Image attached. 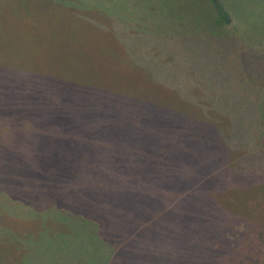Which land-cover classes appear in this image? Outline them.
Segmentation results:
<instances>
[{"label": "trees", "instance_id": "trees-1", "mask_svg": "<svg viewBox=\"0 0 264 264\" xmlns=\"http://www.w3.org/2000/svg\"><path fill=\"white\" fill-rule=\"evenodd\" d=\"M71 1L81 5L80 8L91 9L107 17L112 36L120 42L118 51L124 54L123 61L134 70L145 72L154 83L171 91L180 104L186 103L181 105H187L195 112L188 114L171 105L137 102L134 99L136 95L127 93V96L123 87L81 82L75 78H61L65 81L62 85L65 90L54 93L47 90L46 94L37 97L31 109L29 101H25L23 96L12 97L7 89L4 90L6 79L2 77L0 120L6 118L13 121L9 123V130L0 131V141L5 144L4 148L0 142V190L13 198V182L2 170L8 173V168L14 167L17 176V166L38 164L41 154L44 163L49 157H53V161L72 155L79 161L96 157L107 163L110 171L91 176V186L86 187L82 201L76 202L81 206L77 210L61 207L55 194L47 206L55 204L53 207L58 211L62 209L74 215L88 213L86 218L95 221L99 235L105 234L106 229L115 235L112 228L109 230L106 226L103 229V223L126 224L121 217L109 211L115 210L119 215L125 207L139 205L148 192L154 193L156 184L167 185V176L172 173L169 167L180 172L177 181L183 179V183L177 191L166 192L170 193L168 195H161V188L158 196L162 203L180 200L198 192L204 185L205 188L209 186L205 190L206 199L223 201L220 191L211 184L219 182L221 172L237 166L235 162L241 171L239 169L236 174L233 169L230 181L236 184L247 179L244 199L253 191L264 195V74L252 76L255 79L251 81L254 89L245 97L246 102L238 107L236 92L209 90L206 85L213 78L223 81L229 76L231 66L228 67V63L236 60V44L233 42L231 46H225L224 40L228 39L225 34L235 31L239 25L260 27L255 52L257 58L264 62V0H239L236 6L231 0H168V8L177 12L171 21H179L178 25L174 24L169 29L165 27L166 20L157 7L161 5L162 9L164 0ZM73 2L68 4L73 5ZM124 30L132 31L131 36L137 37L138 42L130 35L122 37ZM215 31L222 33L213 39L225 46L220 47L222 53L207 39H212ZM201 37L205 42L198 41ZM133 43L145 47L139 48ZM146 49H153L158 55L147 61L136 54L139 51L144 54ZM222 59L227 66L219 65ZM28 95H33L31 89ZM1 127H4L3 123ZM189 130L192 139L189 140L188 153L185 143ZM145 134H149L148 141L143 139ZM32 142H35L34 146L30 145ZM181 143L184 147L179 149ZM72 145H76L78 150L72 152ZM25 153L32 155L29 159H20ZM176 153L180 154L181 163ZM204 153L211 157L206 160L202 156ZM54 176L55 180H60L58 175ZM74 179L67 177L66 180L70 182ZM76 179H84V185L87 184V174ZM70 184L73 183L66 186ZM195 198L201 199V195L197 194ZM99 202L101 206L96 205ZM245 205L246 214L238 217L236 225L242 222L248 224L251 219L250 209H246ZM162 211L143 219L152 222ZM3 213L14 215L7 211ZM141 216L140 210L128 221H137L142 219ZM142 223L132 233L142 229ZM232 232V229H227L224 235ZM129 233L131 235V230ZM210 258L208 264H215V255Z\"/></svg>", "mask_w": 264, "mask_h": 264}, {"label": "rangeland", "instance_id": "rangeland-1", "mask_svg": "<svg viewBox=\"0 0 264 264\" xmlns=\"http://www.w3.org/2000/svg\"><path fill=\"white\" fill-rule=\"evenodd\" d=\"M70 2L73 1L0 0V78L6 79L3 88L10 96H23L33 109L37 97L46 94L47 90L49 93L65 90L62 87L65 81L61 78H75L81 82L123 87L127 96V93L136 95L134 99L137 102L171 105L188 114L195 112L187 105H181L186 103L180 104L171 91L154 83L145 72L136 71L123 61L124 54L118 51L120 42L112 36L107 17L91 9L80 8L81 5L74 2L73 5L68 4ZM231 2L239 5V0ZM162 3V9L161 5L157 7L166 20L165 27L169 29L174 24L178 25L179 21H171L176 10L171 6L174 11L168 8V0ZM260 30L253 25H239L235 31L225 34L228 37L224 40L225 46H231L233 42L236 44V60L228 63V67L231 66L229 76L223 81L213 78L206 84L209 90L236 92V107L246 102L245 97L254 89L251 81L255 79L252 76L264 74V62L257 58L255 52ZM132 33L124 30L122 37L130 35L138 42L137 37L131 36ZM221 34L215 31L212 39L207 37L220 53L223 51L220 47L225 46L213 39ZM198 41L203 43L205 39L201 37ZM144 52L136 54L147 61L158 55L153 49ZM224 61L222 59L219 65L227 66ZM189 76L193 78L192 73ZM29 89L32 96L28 95ZM12 121L1 119L0 131L9 130ZM148 135H144L145 141H148ZM190 136L191 130L185 143L188 153ZM30 145L34 146L35 142ZM183 147L184 143L178 145L179 149ZM71 150L75 152L78 148L72 145ZM31 155L25 153L20 159H29ZM176 155L181 163L180 154ZM40 156L38 164L17 166V176L14 167L8 168V173L2 170L12 180L15 194L11 198L6 191L0 190V264H208L211 255H215V264H264V195L253 191L244 199L247 179L236 184L230 181L233 169L236 174L239 169L241 171L236 162L237 166L219 174L218 183L211 184L220 191L223 201L206 199L205 190L209 186L205 188L204 185L198 192L180 200L162 203L158 196L161 188L164 193L160 194L168 195L170 193L166 192L177 191L183 183V179L177 181L180 172L169 167L172 173L167 176V185L156 184L154 193L148 192L139 205L125 207L119 215L115 210L109 211L129 225L103 223V229L106 226L109 230L112 228L115 235L107 229L105 234L110 235H99L95 221L86 218L88 213L74 215L62 209L58 211L53 207L55 204H47L55 194L61 207L77 210L81 205L76 202L82 201L86 187L91 186V176L108 174L110 167L96 157L87 161H79L73 155L62 156L58 161L49 157L44 163L42 154ZM202 156L206 160L211 157L205 153ZM54 174L60 180H55ZM86 174L87 184L84 185V179L77 180L76 177ZM67 177L75 179L68 182ZM69 183L73 184L67 187ZM197 194L201 195V199L195 198ZM244 204L246 209H250L251 219L248 224L242 222L236 225L238 217L246 214ZM96 205L101 206L100 202ZM140 210L142 219L128 221ZM161 210L162 214L154 221L143 219ZM3 211L14 213L15 217ZM51 214L57 216L52 217ZM140 223L142 229L132 233ZM227 229L233 232L224 235Z\"/></svg>", "mask_w": 264, "mask_h": 264}]
</instances>
